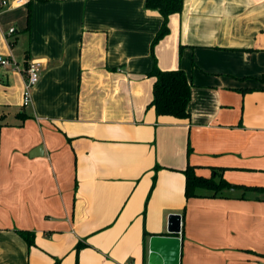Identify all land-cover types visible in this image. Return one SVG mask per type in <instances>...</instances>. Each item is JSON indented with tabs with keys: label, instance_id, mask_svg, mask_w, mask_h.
I'll return each mask as SVG.
<instances>
[{
	"label": "crops",
	"instance_id": "crops-1",
	"mask_svg": "<svg viewBox=\"0 0 264 264\" xmlns=\"http://www.w3.org/2000/svg\"><path fill=\"white\" fill-rule=\"evenodd\" d=\"M2 1L0 264H148L160 236L179 264H264V0H183L153 49L144 0ZM154 65L185 73L189 118L149 107ZM187 166L231 188L186 199Z\"/></svg>",
	"mask_w": 264,
	"mask_h": 264
},
{
	"label": "trees",
	"instance_id": "trees-1",
	"mask_svg": "<svg viewBox=\"0 0 264 264\" xmlns=\"http://www.w3.org/2000/svg\"><path fill=\"white\" fill-rule=\"evenodd\" d=\"M182 4L183 0H144L145 9L156 11L162 17L160 28L152 40L151 49L168 34V18L170 15L180 13ZM30 17V10L28 9L27 30L30 26ZM147 75L154 79L152 100L149 107L154 109L156 115L170 116L176 119L189 118L187 107L191 98V85L185 73L181 69L162 71L154 65ZM188 151H190L189 148ZM183 173L185 176L186 199L200 197L196 192L199 189L209 191L212 196H216L231 188L224 180L219 179L216 181L215 173L210 178H203L196 175L194 168L191 166H187ZM249 189L258 190L255 188ZM18 234L24 239L28 247L34 245L33 234L24 231H18ZM76 250L78 251L79 247Z\"/></svg>",
	"mask_w": 264,
	"mask_h": 264
},
{
	"label": "water",
	"instance_id": "water-1",
	"mask_svg": "<svg viewBox=\"0 0 264 264\" xmlns=\"http://www.w3.org/2000/svg\"><path fill=\"white\" fill-rule=\"evenodd\" d=\"M180 215L168 218V234L179 235ZM148 264H179L180 239L178 237L160 236L149 240Z\"/></svg>",
	"mask_w": 264,
	"mask_h": 264
},
{
	"label": "built area",
	"instance_id": "built-area-1",
	"mask_svg": "<svg viewBox=\"0 0 264 264\" xmlns=\"http://www.w3.org/2000/svg\"><path fill=\"white\" fill-rule=\"evenodd\" d=\"M27 0H17L15 2V6L23 5L26 3ZM6 2L2 1L0 3V6H6ZM13 29H10L8 31V34H12ZM14 65V61H12L9 58L0 56V66L6 67L9 65ZM40 71H41V64L37 61L28 62L25 65V68L23 70L24 73V85H23V91H22V97H21V106L23 108L28 107L31 104V90L34 86L37 85L40 77Z\"/></svg>",
	"mask_w": 264,
	"mask_h": 264
},
{
	"label": "rangeland",
	"instance_id": "rangeland-1",
	"mask_svg": "<svg viewBox=\"0 0 264 264\" xmlns=\"http://www.w3.org/2000/svg\"><path fill=\"white\" fill-rule=\"evenodd\" d=\"M190 151L187 150V153L189 154ZM75 264H77V259H75Z\"/></svg>",
	"mask_w": 264,
	"mask_h": 264
}]
</instances>
